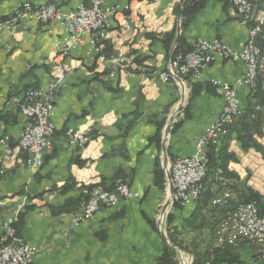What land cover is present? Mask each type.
<instances>
[{
    "label": "crops",
    "instance_id": "obj_1",
    "mask_svg": "<svg viewBox=\"0 0 264 264\" xmlns=\"http://www.w3.org/2000/svg\"><path fill=\"white\" fill-rule=\"evenodd\" d=\"M22 3L52 4L69 13L87 5V0H0V22ZM200 3L201 9L181 28L175 9ZM110 8L118 12L101 40L106 41L110 57L99 54L101 41L94 49L90 34L68 53H55L54 44L65 35L59 24L22 20L11 33L0 34V138L7 136L12 149L7 156L0 147V233L7 219L18 222L20 215L21 239L37 248L31 264H157L168 227L177 232V240L191 258L227 247L240 264H262L255 244H228L218 238L215 230L222 214L212 212L209 204L199 212L197 207H204L203 203L166 207V165L193 154L196 138L222 111L223 101L209 81L234 88L244 106L250 89L236 84L244 73L243 64L217 60L202 71L201 81L170 78L162 82L159 78L177 45L173 41L167 49L164 36L174 33L176 37L178 26L190 50L197 40L215 39L240 48L251 21L241 20L230 0H104L102 9ZM55 62L65 63L69 70L54 99L52 150L44 153L41 168L30 170L25 165L26 154L16 148L25 122L14 99L27 89L45 88ZM174 113L163 144L165 126ZM68 130L86 134L87 144L81 148L71 145ZM256 141L264 146V130ZM228 151L238 159L227 166L237 178L217 180L219 189L207 180L205 189L212 194L231 189L228 208L247 194L246 188L264 197L261 155L252 149L242 152L234 138ZM101 183L107 188L125 184L139 197L101 208L75 225L81 188ZM68 204L70 212L51 213ZM168 215L172 218L169 226ZM182 257L176 253L178 264Z\"/></svg>",
    "mask_w": 264,
    "mask_h": 264
},
{
    "label": "built area",
    "instance_id": "obj_2",
    "mask_svg": "<svg viewBox=\"0 0 264 264\" xmlns=\"http://www.w3.org/2000/svg\"><path fill=\"white\" fill-rule=\"evenodd\" d=\"M156 2L158 0H142ZM190 0H179L180 3ZM234 12L244 22H254L249 28L245 43L240 48L223 44L219 40H197L187 53L174 55L163 72L159 74L162 82L170 78L183 80L191 78L201 81L202 71L217 60L241 63L244 73L237 81V86H247L253 93L257 87L258 77L264 73L260 51L255 44L258 27L264 23V13L255 14L252 0H230ZM104 0H87L69 13L60 12L55 5L35 6L30 3L20 4L6 20L0 22V34L11 33L16 23L22 20H34L41 25L59 24L63 27L62 42L54 44V52L66 54L81 44L82 37L90 34L92 46L106 38L110 27V19L118 12L117 8L103 10ZM126 30L129 27L125 26ZM97 50V49H95ZM69 70L63 62H55L51 66L50 81L45 88L27 89L21 98L14 99L19 116L25 124L19 135L16 148L26 154L25 165L30 170L42 167L44 153L52 150L54 126L51 118L54 113V99L61 88L65 73ZM114 76L113 73L110 74ZM210 86L223 101V108L210 127L195 140L194 153L188 157L176 158L167 165L172 193L168 194L169 206L178 204L181 207L198 201L199 189L203 187V180L208 172V148H216L219 137L227 124L242 114L240 100L235 89L226 83L210 80ZM71 145L84 147L88 137L84 133L68 130L66 133ZM8 137L0 138V147L6 155L12 153L8 144ZM88 186V185H85ZM82 194L86 197L81 204L80 213L75 217L74 224L78 225L90 219L101 208H113L120 200L139 197L129 190L125 184L117 185L108 191L99 184L91 189L84 188ZM233 194L230 190L216 195L211 205L224 209V217L217 226L215 233L220 240L228 244L239 241L253 243L257 247V257L264 264V216L258 214L255 203H238L233 209L228 208ZM15 220L7 219L2 224L0 234V264H31L37 252L20 239L13 227ZM190 262H188L189 264ZM183 264V263H182Z\"/></svg>",
    "mask_w": 264,
    "mask_h": 264
},
{
    "label": "trees",
    "instance_id": "obj_3",
    "mask_svg": "<svg viewBox=\"0 0 264 264\" xmlns=\"http://www.w3.org/2000/svg\"><path fill=\"white\" fill-rule=\"evenodd\" d=\"M252 2L258 12L264 13V0H252ZM201 7L202 4L200 3V5H196V6L185 5L183 8L177 7L175 9V14L176 15L180 14L181 17V28H183L189 22L192 16H194L201 9ZM249 25L251 28L254 25V22H251V24ZM147 37L151 38L154 36L147 35ZM174 38H175L174 33H170L164 36V39H166L165 46L167 49L172 45ZM254 41L260 51V59L262 60L264 66V23L260 25L259 31L257 32ZM99 46L101 47V51L99 54L104 55L105 57H110L106 41H101L98 47ZM189 50L190 48L185 47V44L183 43V39L180 36L177 45L172 53V56L179 53L185 54ZM192 91L193 93H196L198 91V88H195L194 86ZM241 107L243 111L242 114L234 118L233 122L231 124H228L223 130V138L221 139L219 146L217 148L210 147L208 149V153H207L208 172L206 178L203 180V189L200 193L198 201L196 202V203H203L204 207L199 205L197 207V211L198 210L201 211L203 208H206L207 204H209L211 208H213L212 212H216L218 210L221 212L222 218L224 217V212H225L224 209L219 207H214L211 205L212 198L216 195H220L222 193L221 192L222 190H218L217 192L212 194L211 192L207 191V189H205V183L207 182V180H210L211 183L215 182L217 188L219 189L221 186H219L220 183H218L217 180L237 178L234 174L229 173L227 170V166L229 162L238 161L237 157L232 152L228 151V145L230 140H232V138H234V140L236 141L238 147L242 152H247L248 150L252 149L258 152L261 155V158L264 160V146L260 145L256 141V137H262L264 130V73L258 77L256 90L253 93L250 92L248 94L244 106ZM161 128H162V124L158 126V134L155 137L156 139L157 138L159 139V132ZM176 128L177 125H174L173 130ZM95 185L96 184H92L88 186L84 185L81 188V196L79 199L80 206L86 199V197L82 194V190L84 188L89 190ZM99 185H101L108 191H111L115 188V187L107 188L103 186V183ZM245 190L247 194L242 196L240 195L239 196L240 200H238V203H255L258 210V214L260 216H264V197L260 196L257 192H254L248 188H246ZM173 206L180 207L178 204H174ZM70 211H71V207L69 206V204L68 206H63L58 209H51V213L53 215L68 213ZM20 219L21 216L19 215L18 222L15 225L18 234H19L18 224ZM171 221L172 218L171 216L168 215L167 217L168 226L170 225ZM166 231L169 242L172 245L183 250L182 246L177 240V232L170 227H168ZM157 264H178L176 259V252L166 245L163 248L162 254L159 257ZM192 264H240V263H238V258L236 256L231 255L228 252V249L226 247L222 250H217L213 252L211 255H205V254L196 255L193 258Z\"/></svg>",
    "mask_w": 264,
    "mask_h": 264
},
{
    "label": "water",
    "instance_id": "obj_4",
    "mask_svg": "<svg viewBox=\"0 0 264 264\" xmlns=\"http://www.w3.org/2000/svg\"><path fill=\"white\" fill-rule=\"evenodd\" d=\"M179 19H180V15H178V17H177V20H178V21H179ZM179 36H180V29H179V26H178V28H177V32H176V37H175V40H174V46L177 44V42H178V40H179ZM177 80H179V79H177ZM175 116H176V113H174V114L170 117L168 124L165 126V129H164V140H163V144L166 142V137L168 136V134H169V132H170V129H171V126H172V123H173V120H174ZM165 159H166V156H165ZM165 174H166V179H167V181H169V180H170V175H169V172H168V170H167V165H166V167H165ZM168 188H169V195H171V193H172V189H171V185H170V184H169ZM169 203H170V199H167L166 207L169 205ZM164 242L166 243V245H167L169 248H171L172 250H174V251L177 253V255H178L179 257H182L183 251H182L180 248H178V247L172 245V244L169 242V240H168L167 237L164 238ZM180 259H181V258H180ZM181 264H182V262H181Z\"/></svg>",
    "mask_w": 264,
    "mask_h": 264
},
{
    "label": "rangeland",
    "instance_id": "obj_5",
    "mask_svg": "<svg viewBox=\"0 0 264 264\" xmlns=\"http://www.w3.org/2000/svg\"><path fill=\"white\" fill-rule=\"evenodd\" d=\"M228 125V124H227ZM223 138V131H222V137H219L218 138V141H217V143H216V148L219 146V144H220V141H221V139ZM43 165V164H42ZM202 189H203V187L202 188H200L199 189V193H198V199H199V196H200V193H201V191H202ZM224 191H226V190H224ZM223 191V192H224ZM232 201V200H231ZM230 201V202H231ZM196 203V202H195ZM234 205V204H233ZM233 205L230 207V209H233L232 207H233ZM16 223H17V221H15V223H14V225H13V227H14V229H15V232H16V235L21 239V237H20V234H18V231H17V229L15 228V225H16ZM1 234V233H0ZM182 250V249H181ZM183 251V256L184 257H182V259H186V262L185 263H187L188 264V262H190L189 264H192V262H193V258L194 257H192L191 258V256L190 255H188L187 253H186V251H184V250H182ZM187 257V258H186ZM182 262V261H181ZM184 263V262H183Z\"/></svg>",
    "mask_w": 264,
    "mask_h": 264
},
{
    "label": "bare ground",
    "instance_id": "obj_6",
    "mask_svg": "<svg viewBox=\"0 0 264 264\" xmlns=\"http://www.w3.org/2000/svg\"><path fill=\"white\" fill-rule=\"evenodd\" d=\"M263 12H258L257 10H256V8H255V14H262ZM259 28L260 27H258V31H259ZM257 31V32H258ZM187 258V257H186ZM182 261L185 263L186 262V259L184 258V259H182Z\"/></svg>",
    "mask_w": 264,
    "mask_h": 264
}]
</instances>
